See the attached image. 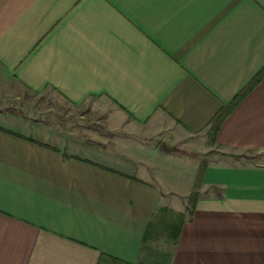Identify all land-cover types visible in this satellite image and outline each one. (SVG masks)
Segmentation results:
<instances>
[{
	"label": "crops",
	"instance_id": "obj_1",
	"mask_svg": "<svg viewBox=\"0 0 264 264\" xmlns=\"http://www.w3.org/2000/svg\"><path fill=\"white\" fill-rule=\"evenodd\" d=\"M0 73L138 126L95 144L0 109V264H150L155 238L264 264V0H0Z\"/></svg>",
	"mask_w": 264,
	"mask_h": 264
},
{
	"label": "rangeland",
	"instance_id": "obj_2",
	"mask_svg": "<svg viewBox=\"0 0 264 264\" xmlns=\"http://www.w3.org/2000/svg\"><path fill=\"white\" fill-rule=\"evenodd\" d=\"M0 109L8 110L29 120L42 121L75 140L112 145L120 141L135 140L138 137L136 134L138 126L131 127L129 120L123 121L122 125L121 122L117 123L118 119L113 121L110 116L111 109L101 98L92 97L84 103L74 104L49 88L41 92L30 91L1 73ZM175 157L177 156H172L171 160L174 161ZM183 158L180 156L182 160L179 165L169 160L170 169L181 167L183 170L190 171L192 168L188 163L189 160L186 161L187 158ZM188 201L191 199L188 198ZM149 246L145 252L155 253L157 259L161 260L150 264H165L166 262L162 261V255L157 253L171 254L172 243L163 238H155Z\"/></svg>",
	"mask_w": 264,
	"mask_h": 264
},
{
	"label": "trees",
	"instance_id": "obj_3",
	"mask_svg": "<svg viewBox=\"0 0 264 264\" xmlns=\"http://www.w3.org/2000/svg\"><path fill=\"white\" fill-rule=\"evenodd\" d=\"M240 96V95H239ZM239 96H237L231 103L228 107L222 109L220 111V113L218 114V116L216 117L217 121L219 122L226 114L227 112L229 111V109H231V107H233L237 102H238V99H239ZM196 196V193L195 192H192L189 196V198L191 199V201L194 200ZM173 213V212H172ZM175 215L176 219L178 217V214H173ZM175 217H169V216H165L163 218V221H162V224L161 226L162 227V230L163 231H167L168 228H170V233L168 232V240L172 241V242H175L176 241V237H177V232H178V228L179 226L177 224H175ZM102 260H100L99 264H101Z\"/></svg>",
	"mask_w": 264,
	"mask_h": 264
}]
</instances>
